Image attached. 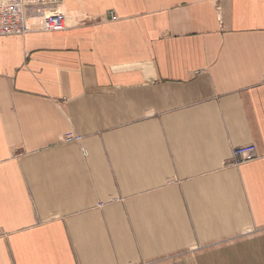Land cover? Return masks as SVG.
<instances>
[{
    "label": "crops",
    "instance_id": "obj_1",
    "mask_svg": "<svg viewBox=\"0 0 264 264\" xmlns=\"http://www.w3.org/2000/svg\"><path fill=\"white\" fill-rule=\"evenodd\" d=\"M60 9L0 35V264H264V0Z\"/></svg>",
    "mask_w": 264,
    "mask_h": 264
},
{
    "label": "built area",
    "instance_id": "obj_2",
    "mask_svg": "<svg viewBox=\"0 0 264 264\" xmlns=\"http://www.w3.org/2000/svg\"><path fill=\"white\" fill-rule=\"evenodd\" d=\"M64 0H0V35H26L32 31H61L79 25L60 9ZM220 10V6L217 8ZM116 19L115 16L112 17ZM76 22V23H75ZM257 158L253 143L232 149L227 165L238 166Z\"/></svg>",
    "mask_w": 264,
    "mask_h": 264
}]
</instances>
